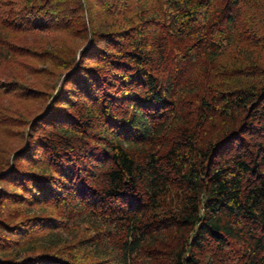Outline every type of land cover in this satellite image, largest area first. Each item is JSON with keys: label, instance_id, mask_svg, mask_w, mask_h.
Returning a JSON list of instances; mask_svg holds the SVG:
<instances>
[{"label": "trees", "instance_id": "obj_1", "mask_svg": "<svg viewBox=\"0 0 264 264\" xmlns=\"http://www.w3.org/2000/svg\"><path fill=\"white\" fill-rule=\"evenodd\" d=\"M0 264H264V0H0Z\"/></svg>", "mask_w": 264, "mask_h": 264}]
</instances>
